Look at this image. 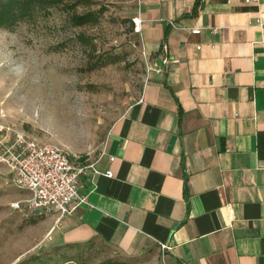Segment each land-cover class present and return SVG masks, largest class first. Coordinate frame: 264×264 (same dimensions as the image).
Here are the masks:
<instances>
[{"label": "crops", "instance_id": "1", "mask_svg": "<svg viewBox=\"0 0 264 264\" xmlns=\"http://www.w3.org/2000/svg\"><path fill=\"white\" fill-rule=\"evenodd\" d=\"M195 2L140 0L143 49L161 66L95 158L113 176L84 181L94 207L49 218L55 245L264 264V0H201L189 16Z\"/></svg>", "mask_w": 264, "mask_h": 264}, {"label": "rangeland", "instance_id": "2", "mask_svg": "<svg viewBox=\"0 0 264 264\" xmlns=\"http://www.w3.org/2000/svg\"><path fill=\"white\" fill-rule=\"evenodd\" d=\"M70 4L0 28V115L42 142L95 159L161 65L158 53L143 49L133 22L140 0H92L74 9ZM99 10L97 24L75 26L71 20L74 13ZM10 173L0 163V264L34 258L62 263L66 249L48 231L52 216L41 220L11 208L28 196L13 185ZM79 251L72 249L74 257L65 264H150L99 238Z\"/></svg>", "mask_w": 264, "mask_h": 264}, {"label": "built area", "instance_id": "3", "mask_svg": "<svg viewBox=\"0 0 264 264\" xmlns=\"http://www.w3.org/2000/svg\"><path fill=\"white\" fill-rule=\"evenodd\" d=\"M133 22L140 29L142 20L137 17ZM192 32L198 34L199 30ZM100 158L42 142L4 122L0 115V163L10 169L13 185L28 196L11 204L24 216H52L59 225L78 209L93 208L89 194L82 191L84 181L95 183L101 174L113 176L97 167Z\"/></svg>", "mask_w": 264, "mask_h": 264}, {"label": "trees", "instance_id": "4", "mask_svg": "<svg viewBox=\"0 0 264 264\" xmlns=\"http://www.w3.org/2000/svg\"><path fill=\"white\" fill-rule=\"evenodd\" d=\"M201 0H196L193 10L189 16H196L198 13V7L200 6ZM70 4L71 8H77L78 6L85 5L89 6L92 4V0H0V28L12 29L15 28L20 22L28 20L39 13L49 11V9ZM102 11H88L82 14L74 13L71 20L75 26H85L99 23ZM168 33H165V39ZM185 194H187V187L184 185ZM34 218L44 219V216H34ZM34 223L37 220L34 219ZM97 239V238H95ZM95 239L89 240L84 243L77 244H65L62 247L66 249V252L62 255V263L58 261L53 262L50 258L46 261H41L40 258H34L29 262L23 264H65L73 259L71 254L72 249L80 250L92 245Z\"/></svg>", "mask_w": 264, "mask_h": 264}]
</instances>
